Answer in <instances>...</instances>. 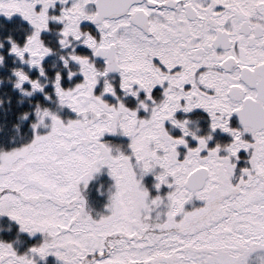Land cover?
<instances>
[{
	"label": "snow or ice",
	"instance_id": "snow-or-ice-1",
	"mask_svg": "<svg viewBox=\"0 0 264 264\" xmlns=\"http://www.w3.org/2000/svg\"><path fill=\"white\" fill-rule=\"evenodd\" d=\"M0 264H264V0H0Z\"/></svg>",
	"mask_w": 264,
	"mask_h": 264
}]
</instances>
